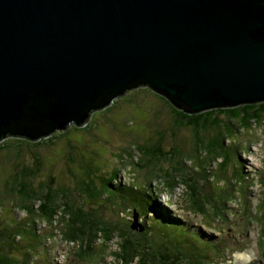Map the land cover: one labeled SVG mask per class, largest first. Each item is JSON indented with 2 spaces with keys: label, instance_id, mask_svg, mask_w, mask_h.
Listing matches in <instances>:
<instances>
[{
  "label": "water",
  "instance_id": "water-1",
  "mask_svg": "<svg viewBox=\"0 0 264 264\" xmlns=\"http://www.w3.org/2000/svg\"><path fill=\"white\" fill-rule=\"evenodd\" d=\"M138 87L188 113L264 101V0H0V142Z\"/></svg>",
  "mask_w": 264,
  "mask_h": 264
},
{
  "label": "rangeland",
  "instance_id": "rangeland-1",
  "mask_svg": "<svg viewBox=\"0 0 264 264\" xmlns=\"http://www.w3.org/2000/svg\"><path fill=\"white\" fill-rule=\"evenodd\" d=\"M163 102L146 89L135 90L121 96L111 108H108L110 110L93 112L83 128L69 126L66 135L64 134L65 136L55 144L32 148L39 156L56 163L50 175L43 172L38 177L34 187L40 188L41 185L49 182L51 176H56L55 189L73 190L79 205H82L83 198L77 196L78 179L75 178L80 175L79 167L82 160L94 161L102 176L118 171L117 182L122 185L129 184L144 188L150 184L151 190L157 193L158 203L165 212L181 218L184 225L190 227L192 232L196 229L202 231L213 245H211L213 251L210 252L211 260L207 264H264V125L253 127L251 131L237 130L235 138L237 143L232 147L235 151L233 166L242 175L241 178H247V181L241 188H236V192L232 191L229 183L218 185V181L211 179L212 174H215V166L219 163H212L209 169H205L207 160L205 155H201L200 164L196 160L191 164L182 163L186 168L185 172L188 171V174L194 176V180L198 183L201 181V188L205 190L202 194L210 199L203 205L207 207L206 214L199 215L194 212L190 192L185 186L180 185L181 178L175 183L176 187L169 191L163 186L164 180L159 177L170 171L176 162L164 160L159 164H152L148 156L142 157L135 150L138 146L154 147L162 134H165L163 138L165 152L174 148H177L182 155L193 152L194 133L190 129L173 128L172 119ZM88 126H91L89 131L86 130ZM227 142L226 145L230 146L231 144ZM9 149L13 148L9 146L0 150V204L4 208L0 217L4 221H8L7 218L22 220L26 217L25 213L19 212L17 206H13L15 193L10 192L4 181L9 184L7 182H10L14 176L16 163L30 166L35 159L28 150H23V155L19 158L17 150L13 152ZM129 151L132 153L127 154ZM233 166L227 171L230 177L235 172ZM232 193L234 197L230 200ZM220 200H224L226 204L222 210L224 213L218 217L217 214L221 212H216L219 207L217 202ZM94 204L88 202L83 207L95 212L101 220L116 223L120 228L129 231L133 219L130 212H125L129 210H126L122 203L117 202L120 210L118 207L112 209L109 202L103 200H98V203ZM121 210L125 211L121 212ZM141 222L145 226L143 231L150 233L145 220ZM158 234L154 232L152 239L161 245L163 241L159 240L163 239ZM173 236L176 240L179 239L183 246L191 244L175 233ZM55 241L56 238H53L50 241L51 245L46 242L44 248L47 253L44 252L41 257H47V260H38L37 264H124L117 257V253H120L117 237L104 250L98 249V245L104 246L97 242L93 252L87 253L84 258L79 248L61 242L55 244ZM175 259L176 257H173L171 260ZM131 264H140V262L134 261Z\"/></svg>",
  "mask_w": 264,
  "mask_h": 264
},
{
  "label": "trees",
  "instance_id": "trees-1",
  "mask_svg": "<svg viewBox=\"0 0 264 264\" xmlns=\"http://www.w3.org/2000/svg\"><path fill=\"white\" fill-rule=\"evenodd\" d=\"M144 89L148 91L146 87H138L126 94ZM154 96L160 99L159 95ZM118 99L120 97L115 99L111 106ZM163 101V105L167 108L172 119L173 128L190 129L194 133L195 147L193 152L182 155L177 148L165 152L163 149L165 134H162L154 147L138 146L135 147V150L142 157L148 156L152 164H159L164 160L176 162L170 171L159 176L164 180L163 186L172 191L176 187L175 183L181 178L180 185L185 186L190 192L194 212L205 215L207 207L203 205L210 199L203 195L205 190L201 188V181L198 183L194 180V176L188 174V171L185 172L186 168L182 166V163L190 162L191 164L196 160L200 164L201 155H205L207 159L205 169H209L212 163H219L215 166V174H212L211 179L218 181V185L229 183L232 191L236 192V188H241L247 181V178H241L242 175L233 166L235 151L232 147L237 143L235 140L237 130L251 131L253 127L264 125V102L214 108L203 113L191 114L183 109H178L167 100L163 99ZM111 106L109 107L111 108ZM109 107L104 110H110ZM73 126L76 127V123ZM90 127L88 126L86 130L89 131ZM57 132L59 133L53 136ZM66 133V130L65 132L55 130L50 137L36 142L18 137H8L0 142V150L3 147L11 146L13 149L9 150L13 152L17 150L19 158L22 157L23 150H28L31 152L32 158L35 159L30 166H28L29 164L16 163V171L10 182H7L9 184L4 181V185L9 188L10 192L15 193L13 206H17L18 211L25 213L26 217L22 220L7 218L8 221H4L0 217V264H37L38 260H47V257H41V255L44 252L47 253L44 245L46 242L51 245L50 241L53 238H56L55 244L61 242L79 248L81 256L84 258L87 253L93 252L97 242L104 246L98 245V249L104 250L116 237L119 238L120 243V253H117V257L124 264H131L134 261H139L140 264L210 263V252L213 251L211 250L212 241L200 230L196 229L195 232H192L190 227L184 225L185 223L182 222L181 218L172 215L169 210L165 209L171 215L165 212L158 203L157 193L151 190L150 184L144 188L129 184L122 185L117 182L118 171L102 176L99 174V167L94 161L82 160L79 167L80 175L75 178V180L78 179L77 189L79 193L77 196L83 198L82 205H79L73 190L55 189L57 185L56 176H51L48 183L41 185L40 188H35L34 182L38 177L43 172L50 175L56 163L54 164L49 159L39 156L38 152L32 148L55 144ZM226 141L231 145L227 146ZM232 144L234 145L232 146ZM129 152L127 154L132 153ZM73 162L75 163V160ZM232 166L235 172L230 177L227 171ZM70 173L74 172L70 171ZM232 197H234L233 193L230 200ZM98 200L107 201L112 209L118 207V210H120V206L117 202L122 203L125 209L129 211L121 210V212H130L132 218L137 215L144 231L145 226L141 221L145 220L150 233L141 232L140 229L137 230L138 232L135 230L133 232L131 229L132 221L129 231L124 230L116 223L101 220L95 212L88 211L86 207H83L88 202L95 205L94 203H98ZM217 203H219V207L217 211H214L221 212L217 214L220 217L224 213L222 210L226 202L220 200ZM3 209L0 204V215L3 213ZM148 217H150L149 220ZM154 232H158V236L163 239L159 240L163 241L161 245L152 239ZM173 233L180 236L181 239L191 242V244L183 246L179 239L176 240ZM173 257H176L174 261L171 260Z\"/></svg>",
  "mask_w": 264,
  "mask_h": 264
},
{
  "label": "flooded vegetation",
  "instance_id": "flooded-vegetation-1",
  "mask_svg": "<svg viewBox=\"0 0 264 264\" xmlns=\"http://www.w3.org/2000/svg\"><path fill=\"white\" fill-rule=\"evenodd\" d=\"M146 88H148V87H146ZM148 91H149L151 94L157 95V94H155L150 88H148ZM159 97H160V96H159ZM160 99L163 100L164 98L160 97ZM164 100H165V99H164Z\"/></svg>",
  "mask_w": 264,
  "mask_h": 264
},
{
  "label": "bare ground",
  "instance_id": "bare-ground-1",
  "mask_svg": "<svg viewBox=\"0 0 264 264\" xmlns=\"http://www.w3.org/2000/svg\"><path fill=\"white\" fill-rule=\"evenodd\" d=\"M264 102V101H262ZM258 103V102H257ZM244 104H249V103H244ZM236 106H239V105H236ZM223 108V107H222ZM211 110V109H210ZM204 111H200V112H197V113H191V114H199V113H203Z\"/></svg>",
  "mask_w": 264,
  "mask_h": 264
},
{
  "label": "clouds",
  "instance_id": "clouds-1",
  "mask_svg": "<svg viewBox=\"0 0 264 264\" xmlns=\"http://www.w3.org/2000/svg\"><path fill=\"white\" fill-rule=\"evenodd\" d=\"M133 219V218H132ZM133 221V220H132ZM139 222V221H138ZM133 223V222H132ZM140 224V223H139ZM141 226V225H140ZM133 231V230H132ZM134 232V231H133ZM138 232V231H137ZM261 245H262V241H261Z\"/></svg>",
  "mask_w": 264,
  "mask_h": 264
}]
</instances>
